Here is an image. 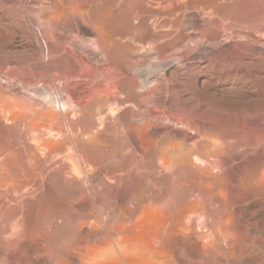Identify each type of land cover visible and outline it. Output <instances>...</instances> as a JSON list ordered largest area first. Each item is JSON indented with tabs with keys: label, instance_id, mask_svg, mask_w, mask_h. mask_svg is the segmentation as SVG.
I'll use <instances>...</instances> for the list:
<instances>
[{
	"label": "rangeland",
	"instance_id": "1",
	"mask_svg": "<svg viewBox=\"0 0 264 264\" xmlns=\"http://www.w3.org/2000/svg\"><path fill=\"white\" fill-rule=\"evenodd\" d=\"M134 1L135 0H133V3ZM170 1H173V0H167V1L166 0H146L145 2L142 1L140 4L135 1V3L132 4V1L130 2L129 0L127 1L125 0H62V3H61V0H56V1H53V0H39V1L38 0H0V3H1L0 4V29H1L0 31H2L0 32V36L2 37V38L0 37L1 39L0 40V92L3 93V97H4V94H5V98H7L6 95L8 96L7 98L8 102L11 101V99L13 101L12 105H10L11 102H9V106L11 107L13 106V107L12 108L8 107L9 108L8 111L12 109L10 112L13 111L12 112L13 114L8 111L7 112L10 116L9 115L5 116L4 114L5 112L0 113V164H1L0 169L3 168L2 170H0V173L1 172L3 173V171H7L8 168H9L8 171L13 173L15 171L16 166L19 165L21 162H24V163H21L22 166L26 165L27 164L26 161L30 160L29 152L32 148L31 146L33 145L34 147V145H36L37 140H35V134L31 130L30 128L31 126L28 125V123L30 124V120H31L30 117L26 116L27 117L26 118L25 116H23L24 121H25L23 122V119H22L23 117L21 116L22 114L21 107L23 106L22 105L23 99H24L23 104L25 106L27 105V102H25V100H27L28 103L32 104V106L35 105L38 101L39 104L38 103L36 104L38 106V108L36 106V109L40 110V113H43L41 111H44V113L50 112L49 114H52V115H50L51 118H49L50 119L49 123H48L49 119L45 120L44 117L40 113L37 114V117H38L37 120L39 119V116L41 115L40 117L42 118V120L40 118L41 121L40 120L38 121L40 122L46 121V123L49 126L55 127L60 115H65V113H67L66 115H68L69 119L76 120L78 118L79 116L78 114H76L74 117H72L73 116L72 114H73V108H75L74 106L76 104H79L78 98L80 94L85 96V97L81 96L79 98L81 100L79 102L83 103L82 105L84 107L85 113L83 112L81 117L79 116V119L83 118L89 123L91 122L94 123V124L91 123L92 126L90 125V127H92L91 128L92 131L90 132L92 134V136H90L91 140L89 138L87 141L84 142V144L86 143L85 146L90 144L88 146L90 147V151L86 150L84 154L86 155L87 158L93 161L95 160V157H94L95 151L93 153L92 150L98 147V148H101L102 152L106 154V156H110V158L112 157L120 158L119 159L120 161H117L118 160L117 158L111 159L110 160L111 162H109V166H104L103 167L104 169L101 168V170H98V172L96 171V174L98 173L97 175H102V174H106V172L109 171L111 172L112 175L114 174L113 175L114 178L116 177L114 180L116 181L117 185L120 184L122 186V189L124 190L127 189V191H135L142 195L155 197V200H156L155 202H161L167 199L166 201L170 203L171 207H174L175 206L174 204H176L177 202L183 203L187 199V197H189L190 193L194 191L193 188L197 186L200 182L206 180L207 176H213V177H210V179L208 180L210 181V183L212 182L214 184L216 183L215 178L219 177L220 180H225V178H227V176L230 175L229 174L230 173L229 172L230 171V161L236 162L238 160H243V159L248 158V156L246 155L247 152H248L249 157L252 156V157L258 158L259 160L263 159L262 161H264V156L263 155L259 156V154L254 151L256 148L255 146H256L257 140L255 142L253 137L250 135L253 133V131L254 133H256L255 131H257L256 130L257 127L250 125L252 123L249 120L250 118H248L249 125L242 128V123H241L242 121L241 118L244 116V114L246 115L243 118H245L247 115H248L247 117H249L251 115L250 113H252V115L250 116L251 119L254 117H257L258 114H259L258 118L262 119L261 118L262 113L264 117V112H263L264 110L262 111L256 110V107L260 105V101H259L260 98L264 97V28H261V29L257 28L258 26L257 23L260 20H262L261 18H264V12H263L264 11L263 10L264 0H253V1L252 0H231V1L227 0V2L226 0H221L222 8L219 11L217 18H215L214 22L216 21V23L214 24H208L207 20L205 19V15L202 14L198 10L200 7L199 6L200 4L198 5L199 3L198 0H185V1L183 0L184 3L181 1L182 2L181 4H180V0H174L175 2L179 1L178 3L180 4V9L175 16H170L172 17L170 18L169 15L167 14L168 10H170L171 7L173 8V6L174 7L177 6L175 5L174 1H173L174 2L173 4H170ZM228 1L232 3L230 4ZM125 4L126 6H124ZM239 4L240 5L242 4L241 6L244 8H242ZM46 5H48V7ZM49 5L51 8L49 7ZM168 5L169 6L171 5V6L169 7ZM235 6H238V9ZM151 7H153L154 10L162 8L163 12L161 11V13H158V14H156L155 12L153 14L152 13L148 14L147 11L146 12L144 11L147 9H151ZM165 8L166 9L168 8V9L166 10ZM153 9L151 10L153 11ZM232 9H233V12H232ZM239 9L241 10L242 13L244 11L245 14H241V12L237 13L239 12ZM39 12L41 13L39 14ZM46 12H49L50 14H47ZM25 13H26V16H24ZM42 13L44 15H42ZM80 14L84 15L85 18H90V19H93L94 15L103 16L110 23L109 26H106L107 29H105L104 31L106 33L105 40H104V44L106 46V51L104 50L105 52L102 51V48H100V45L94 39L96 35L87 26L83 24L81 18L79 17ZM67 15L68 17L70 16L71 18L70 20L68 19ZM145 15L147 16L146 19L147 21H149L148 24L150 27L147 28V30L138 29L140 28L142 20H143V16ZM36 16H38V18ZM49 17H51V19ZM176 19L179 20V23L178 25L175 26L173 22ZM236 20L238 21L237 23L239 24L238 26H235L231 29L232 34H230V28H229L230 22H233ZM154 22L156 24H154ZM248 25L250 26L252 25L254 27L252 26L250 27ZM208 27H212L213 29L211 33L210 32L208 33V34H211L209 40H206V37L201 39L200 37H203V35L201 34L202 30L207 29ZM77 28L79 31L80 30L86 31L88 35L87 34H85V36L81 35L80 33L77 32L76 30ZM146 31L148 32L146 33ZM35 32L38 33L39 35H37ZM58 32L60 35L58 34ZM34 33H35V36H33ZM1 34L2 35L4 34V35L2 36ZM48 34L51 35V37H49L51 40L49 38H48L49 40L47 39ZM180 34H182V36H180ZM59 37L60 39L57 40ZM203 39H204V42H203ZM37 40L40 44L37 42ZM33 41H36L37 43L36 42L34 43ZM57 41L58 42L60 41V43L58 44ZM170 42L172 43L171 45H170ZM108 43L110 44L108 45ZM56 46H59L60 49L58 47L56 48ZM65 53H67L66 56H64ZM113 53L115 56H113ZM31 56L32 58H35V59H32ZM54 56H57V57L54 58ZM39 57L41 58L42 61L39 59ZM28 58H29V62H28ZM56 59H58V61L61 60L63 70L66 68H72L73 71L76 72V74L79 72L77 76L74 75V77L72 76V77H69L68 79L65 78L66 81L62 78L64 80L63 81L62 79L61 80L57 79L56 76H53L51 74H48L47 72H44L43 71L44 65H46L48 62L50 63L52 62L53 64H55L57 62ZM30 61H31V64H30ZM32 61L33 63L36 62L35 63L36 66L35 64L32 63ZM37 62L38 63L42 62V64L40 63L38 64ZM27 64L30 66V68ZM35 67L37 68L34 69ZM32 69H33V72H35L36 70V73H34L35 75L33 74L32 71H31L32 72L31 74L30 70ZM40 73H42V75H40ZM85 74L87 76L88 75L96 76L97 78L94 80H91V82L88 85H86V88L84 89L83 94L82 93L79 94L78 93L79 89H77V86L79 88L80 83L78 82H82V79L84 78ZM50 75H51V78L49 77ZM123 77L128 78V79H125ZM80 78L82 79L80 80ZM104 78L106 79L105 82H104ZM98 80L101 82H99L100 85L98 86V89L96 90L94 89V87H95V83ZM120 80L122 81L124 80V81L122 82ZM207 82L208 84L205 85ZM116 83H118L119 85ZM117 87L119 90L117 89ZM1 93L0 95L2 96ZM121 95L123 99L122 100L118 99L119 102L118 101L116 102L115 99L114 100L110 98L107 99L106 97V96H121ZM125 95H127V97L129 96L130 98L129 97L127 98ZM143 96L148 97L149 100L146 97L144 98ZM140 97H141V100L144 102L140 100ZM13 99L19 103L17 104L20 107L16 104V102ZM129 99L130 100L132 99L134 102L133 101L131 102ZM145 99H147L149 102ZM250 99L252 101L249 102ZM158 100L159 101L165 100V101L163 102L161 101L162 102L161 103ZM51 101H54V103L53 102L51 103ZM33 102H36V103H33ZM136 102H138L139 105H137ZM174 102L176 104L178 103L177 105H180V104L182 105L178 106L180 108H177V106L175 108L176 104H174ZM245 102L246 103L249 102L247 103L248 107L246 106L247 104L245 105ZM14 103L16 105H13ZM61 103H62V107H61ZM110 103H112V106ZM134 103L136 105L133 107ZM154 103H158V104L154 105ZM241 103L242 104L244 103V105H242ZM255 103L257 105H255ZM57 104L59 105L57 106ZM120 104L121 106H119ZM145 104H147L148 106ZM165 104L167 105V107L165 106ZM170 104H172V107ZM230 104H232L233 106ZM240 104H241V107L239 106ZM249 104L251 105L250 109H249ZM51 105L52 107L50 109L52 111L49 109L48 111L47 108H49V106ZM63 105L65 107H63ZM69 105L70 106L73 105V108L72 106L70 107ZM143 105L145 106L142 109ZM158 105L162 108L158 107V110H157L156 107ZM253 105L255 107H253ZM15 106L17 108L19 107V111L17 110ZM68 106L70 107L69 113H68V109H67V112L64 110ZM154 106H155V109L153 110ZM163 106L165 108H163ZM146 107L150 108L149 110L151 112L148 111ZM181 107H182V110H181ZM13 108H16L14 109L17 111L16 113L13 110ZM33 108H35V106H33ZM52 108L55 111H53ZM159 109H162L163 111L162 110L159 111ZM165 109H167L169 113ZM171 109L172 110L174 109L175 114H174V111H172ZM178 109H180V111ZM211 109H214V110H211ZM257 109H259V107H257ZM155 110L161 113L160 116L163 119L161 117H159V119L156 117H153L151 119L149 115L153 113ZM186 110H189V111H186ZM199 110L200 112L201 111L202 112L200 113ZM241 110L243 111L241 112ZM177 111L178 113L180 112L178 114L179 116L177 115ZM182 111L185 113L182 114ZM256 111H258V114L255 113ZM55 112H56V115L58 116L55 115ZM207 112H209L211 115ZM216 112L217 114H215ZM221 112L224 115L223 114L221 115L220 114ZM232 112L235 113V115L236 113L237 115L241 113L242 114L239 115L238 117L236 115L237 117L236 118ZM138 113H139V116H138ZM190 113H193V114L190 115ZM195 113L199 115L201 114L200 118L198 115L196 116ZM204 113L208 117L213 118V120L211 118L208 119V117L204 115ZM18 114L19 116H21V118L18 116ZM53 114L56 117H54ZM170 114H171V117L173 116L172 119L171 117H168ZM14 115H16L17 117H15ZM126 115L127 117H125ZM192 115H195V116H192ZM83 116L86 118H84ZM91 116H92V119H91ZM147 116L149 118L144 119V117H147ZM184 116L188 117L190 121L186 119V117ZM204 116H206L207 118L205 117L206 119H203ZM212 116H214L215 118ZM219 116L222 121L216 122L215 119L216 117H218L217 118L218 120ZM226 116H228L230 120L228 119V121H226L225 120L227 119ZM8 117H10L11 119L14 118L13 120L15 122L13 120L11 121V119L9 120ZM53 117L54 119H52ZM140 117H143L144 121H142V118ZM178 117L182 119L184 117L185 119H184L183 124L184 125L188 124V125L184 126V125L175 124L176 123L175 120H177ZM247 117L245 119H247ZM18 118L22 120L16 121L18 120ZM55 118L57 119V121ZM234 118L236 120H234ZM238 118L240 119L237 121ZM194 119L196 120V123L192 122ZM200 119H203L204 122L203 120L201 121ZM51 120H53L55 125H53V122ZM232 120L234 121L232 122ZM197 121H201L200 125H199V122ZM229 121H231L232 123ZM7 122H9L8 124H10L11 127H9L10 125H8ZM160 122L163 124H161ZM190 122L192 123V125H190ZM223 122L225 123V125ZM237 122L238 124H236ZM18 123L19 125H17ZM50 123L52 124L50 125ZM197 123L199 126L197 125ZM228 123H231L233 126L232 125L229 126ZM26 124L28 125V127H25L27 126ZM174 125H177V126H174ZM212 125H213V128H212ZM64 126L67 129V125L65 122H64ZM204 126L208 127V130H206L207 128H205ZM126 127L129 129H127ZM190 127H192L193 130L192 129L190 130ZM246 127H248V129ZM27 128L28 130L30 129L29 132H27ZM156 128L157 129L159 128V129L157 130ZM176 128L177 130H175ZM181 128H182V132L180 131ZM210 128L213 131L215 129L216 130L213 132ZM22 129L24 130L22 131ZM203 129H205L206 131ZM209 129L211 131H209ZM243 129H246L245 132H247V135H243L242 133ZM251 130L252 132H250ZM30 131L32 134L30 133ZM67 132H68V129H67ZM168 132L170 135L168 134ZM197 132H200V133H197ZM235 132L237 133L236 135H235ZM122 133L124 134V136ZM197 134L198 135L200 134V135L198 136ZM114 136L115 137L120 136L119 138H122V139L115 138ZM202 136H204V138ZM207 136L209 138H207ZM55 137L52 135L48 137L47 134H44V136L42 137V141L43 140L45 141L49 138L56 141L57 137L56 138ZM111 137H113L114 140L111 139ZM211 137H214V138H211ZM223 138L225 139L223 142H221ZM234 138L236 140L239 138L238 139L239 141L238 140L236 141ZM242 138H243L242 140L243 143L241 141ZM28 139L30 140V143H28L29 142ZM117 139L119 140L117 141ZM229 139H231V141ZM232 139L234 143L232 142ZM31 140H33L34 143L32 142V145H29L31 144ZM120 140L123 141L121 142V144H120ZM125 140H127V142ZM129 140H132L134 143L133 142L130 143ZM201 140H202V143H198ZM204 140H207V142ZM213 140L214 142H211L210 144V141H213ZM136 141L138 143H136ZM230 142L231 144L232 143L233 144L231 145ZM252 142L255 144H253ZM21 143L23 144V147ZM191 143H192V146L190 145ZM119 144L121 146H119ZM195 144L198 147V150L200 152L197 150L196 146L194 147ZM42 146L43 145H41V150H40V145L38 148V153H39L38 155L40 157L45 156L47 153L46 147L43 146V149H44L43 150ZM91 146H94V147H91ZM125 146H127V148ZM250 146L251 147L253 146L252 150ZM176 147H179V148H176ZM236 148L238 151L236 150ZM241 148L242 150L245 148L244 150L245 152L242 151ZM2 149H4L5 151ZM6 149L7 151L11 150V152H8L10 154L7 153ZM18 149L20 151L17 153L16 150L18 151ZM61 149L63 150V152L62 150L58 151L57 156L61 158V156L63 157L64 154H67L66 161H69V163L76 164V161L74 162V160L76 159L72 155V152L69 150V148H68V151H67V148L65 149V147H61ZM103 149H106V150H103ZM118 149H122L121 151L119 150L121 154L118 152ZM227 149L228 150L231 149L230 150L231 152L228 151ZM26 150H28V152ZM225 151L226 153H224ZM22 152H24L25 154H23ZM134 152L135 154H133ZM40 153L42 156L40 155ZM227 153L228 155L226 156ZM165 154L167 155L165 156ZM187 154H189L190 158L192 157V159L188 160L187 158L183 157ZM201 154H204L208 156L210 160L217 162V164H215V166L213 167L215 168L216 171H214L213 168H210L211 170L204 169L202 166V163L194 160L195 155H201ZM19 155H21V157ZM121 155H124V158H122L123 156L121 157ZM133 155L135 159H132L134 158ZM229 155L234 156V157L231 158ZM243 155L244 156L246 155V156L244 157ZM27 156H29L28 157L29 159L27 158ZM167 156H169L170 159ZM6 157H8V159ZM138 157L141 158V159L139 158V161H138ZM70 158L72 159L73 162L70 161L71 160ZM10 159H12V161ZM162 159L166 160L165 162H168L167 164L169 167L166 166L168 168L161 167L162 168L161 169L158 166L157 162L158 163L160 161L162 162L163 161ZM225 159L227 161H225ZM191 160L193 163L191 162ZM130 161H132V163ZM123 162L124 164L122 165ZM140 162H142L141 163L142 166L144 165L143 166L144 169L142 167H139L141 165ZM190 162L192 163V165L189 164ZM77 163L80 164V162H77ZM225 163H227L228 166L225 165ZM3 165L5 166L3 167ZM218 166L221 168L219 169ZM222 167L224 168L222 169ZM228 167H229L228 169L229 171L227 170ZM153 168H154V172H153ZM158 168L160 169V171ZM201 169L207 170L209 172L201 171ZM241 169L239 171V174H241V176H245V174L252 173V170H249L243 167H241ZM135 170H137V174ZM183 170L186 172L185 175H184ZM85 171L86 170L83 171L82 175L86 174L87 171L86 172ZM120 172H122L121 175H120ZM211 172H213L212 173L213 175L211 174ZM141 174L143 175V177ZM87 175L88 174H86V176ZM137 175L139 178L137 177ZM117 176H120V177H117ZM72 177H73L72 175H68L67 179L66 178L65 179L73 182L76 178L74 177V180H73ZM83 177H85V175H83ZM171 177H173V179ZM187 179H189L190 181ZM183 180H184V183H182ZM143 181L146 183H144ZM151 185L152 187L150 188ZM175 191H178V192H175ZM2 192L3 191L0 188V208L4 207V204H5L4 193ZM173 192H175L176 194ZM57 195H58L57 198L59 200H62L64 198L62 193H58ZM27 200H30L31 202ZM25 201L29 203L26 204ZM34 201H35V198L33 197H29L25 199L24 200L25 203H23L22 210H21V212L22 211L24 212L20 214V220L23 221L21 227L24 226L23 228L25 229V231L27 230L26 237H29L30 236L29 234L31 232H32V236L35 235L38 232V229L39 228L41 229L43 227L44 221L42 220L44 219V213L42 210H40L39 206H36L35 204V206L38 209L34 206V203H35ZM24 204L26 205L24 206ZM31 207L35 208V210L33 209L31 210ZM30 211H32L33 215ZM38 211H41V212H38ZM228 212H230V208L228 209ZM23 217L26 219H24ZM10 220L7 221L6 225L12 226L14 224L15 219H10ZM25 221H26V225L24 223ZM41 221L42 223H40ZM29 229L31 230V232L28 231ZM261 257L264 262V255H262Z\"/></svg>",
	"mask_w": 264,
	"mask_h": 264
},
{
	"label": "bare ground",
	"instance_id": "2",
	"mask_svg": "<svg viewBox=\"0 0 264 264\" xmlns=\"http://www.w3.org/2000/svg\"><path fill=\"white\" fill-rule=\"evenodd\" d=\"M53 1H56V0H53ZM125 1H127V0H125ZM129 1L130 2L132 1V4H134L135 1L140 4L142 1L145 2L146 0H135L134 3H133V0H129ZM173 1H170V4H173L175 2V1L174 2ZM181 1L183 2V0H180V4L182 3ZM178 2L179 1L175 2V5H177V6H175V7L173 6V8L171 7L170 10H168L167 14L169 15V17L170 16H175L177 14V12L179 11L180 4ZM198 2H199L198 5L200 4L199 5L200 7L197 6V7H199L198 10L202 14L205 15V19L207 20L208 24L216 23V21L214 22V20H215V18H217L218 14H219V11L222 8L221 7L222 6L221 0H198ZM226 2H227V0H226ZM61 3H62V0H61ZM223 3H224V1H223ZM248 3H249V1H248ZM55 5H56V3H55ZM127 5H129V4H127ZM46 6L48 7V5H46ZM124 6H126V4ZM42 7H43V5H42ZM49 7H50V5H49ZM52 7H53V5H52ZM235 7H237V9H238V6H235ZM261 7H262V5H261ZM242 8H244V7H242ZM254 8H256V7H254ZM38 9H39V7H38ZM151 9H153V7H151ZM151 9H147V10H144V11L145 12L147 11L148 14H151V13L153 14L154 12L156 14H158V13H161V11L163 10L162 8L161 9H157V10L153 9V11ZM240 9H239V12H237V13L241 12ZM263 10H264V8H263ZM71 11H73V10H71ZM232 12H233V9H232ZM232 12H230V13H232ZM40 13L41 12H39V14ZM46 13L50 14L49 12H46ZM80 13H82V12H80ZM36 14H34V15H36ZM241 14H245L244 11H243V13L241 12ZM42 15H44V14L42 13ZM52 15H54V14H52ZM24 16H26V13H25ZM32 16H33V14H32ZM135 16H136V14H135ZM36 17L38 18V16H36ZM67 17H68V15H67ZM79 17L81 18L83 24L85 26H87L96 35V37L94 39L100 45V48H102V51H104V50L106 51V46L104 44L106 33L104 31H105V29H107L106 26H109L110 23L106 20V18H104L103 16H98V15H96V16L94 15L93 19L85 18L84 15H82V14H80ZM238 17H240V16H238ZM26 18H28V17H26ZM49 18L51 19V17H49ZM146 18H147L146 15L143 16V20H142L141 26L138 29L147 30V28L150 27L149 24H148L149 21H147ZM170 18H172V17H170ZM68 19L69 20L71 19L70 16L68 17ZM245 19H243V20H245ZM261 19L262 20H260L257 23V25H258L257 28L258 29L264 28V18H261ZM237 22H238L237 20L233 21V22H230V27H229L230 28V34H232L231 33L232 32L231 29L233 27H235V26H238L239 23H237ZM178 23H179L178 19H176L173 22V24L175 26L178 25ZM154 24H156V23L154 22ZM227 25H229V24H227ZM37 26H38V24H37ZM248 26H250V25H248ZM252 27H254V26H252ZM45 30H47V29H45ZM76 30L81 35H84V36H85V34L88 35V33H86V31H82V30L79 31L78 28ZM212 31H213L212 27H208L207 29L202 30L201 34L203 35V37H200V38L202 39V38L206 37V40H209L211 34H208V33L209 32L211 33ZM0 32H2V31H0ZM147 32L148 31H146V33ZM35 33H34L33 36H35ZM36 34L39 35L38 33H36ZM53 34H55V33H53ZM58 34H59V32H58ZM206 34H208V35H206ZM180 36H182V34H180ZM49 37H51V35L48 34L47 35V39ZM59 39H60V37L57 40H59ZM106 39H108V38H106ZM175 39H174V41H175ZM33 42L35 43L36 41H33ZM37 42H38V40H37ZM203 42H204V39H203ZM59 43H60V41L58 42V44ZM109 44L110 43H108V45ZM171 44L172 43L170 42V45ZM55 45H57V44H55ZM42 46H44V45H42ZM57 47L59 48V46H56V48ZM108 48H109V46H108ZM165 49H166V47H165ZM49 52H50V50H49ZM52 53H54V52H52ZM52 53H50V54H52ZM107 53H109V52H107ZM62 54H64V53H62ZM66 54L67 53H65L64 56H66ZM116 54H118V53H116ZM57 56H54V58L57 57ZM113 56H115L114 53H113ZM49 57H51V56H49ZM31 58H32V56H31ZM32 59H35V58H32ZM39 59L41 60L40 57H39ZM120 59H122V58H120ZM56 60L59 63L56 62L57 64L56 63L53 64L52 62L51 63L50 62H48V63L46 62L47 64L44 65V63H45V61H44V63H43V65H44L43 71L47 72L48 74H51L53 76H56L57 79H59V80H61L62 78L65 80V78L68 79L69 77H72V76L74 77V75L77 76V74L79 73L78 72L76 74V72H74L72 68H66V69L63 70L61 60H59V61H58V59H56ZM53 61H55V60H53ZM28 62H29V58H28ZM32 63H33V61H32ZM35 63H33V64H35ZM30 64H31V61H30ZM40 64H42V62ZM35 66H36V64H35ZM39 67H40V65H39ZM29 68H30V66H29ZM36 68L37 67H35L34 69H36ZM31 71L33 72V69L30 70V72ZM75 71H76V69H75ZM30 72H29V74H30ZM32 72H31V74H32ZM34 73H36V70H35V72H33V74ZM40 75H42V73H40ZM51 75L49 76L50 78H51ZM96 78H97L96 76H92V75H88L87 76L86 74H85L83 79L80 78V80L82 79V82H78V83H80V85L78 84L79 88L77 86V89H79L78 93L79 94L80 93L83 94L84 93V89L86 88V85H88L91 82V80H94ZM123 78H125V77H123ZM125 79H128V78H125ZM105 80L106 79L104 78V82H105ZM120 81H122V80H120ZM99 82H101V81L98 80L95 83L94 89H96V90L98 89V86L100 85ZM116 84H118V83H116ZM126 84H127V82H126ZM207 84H208V82L205 85H207ZM117 89H118V87H117ZM1 94H2V96L0 95L1 96L0 97V113L1 112H3V113L5 112L4 113L5 116L6 115L8 116L9 115L8 112H10L12 110L11 109V110L8 111V109H9L8 107H11V106H9V102H11L10 105H12L13 101L9 97L11 99V101L8 102L7 101L8 100L7 99L8 96L6 95L7 98H5V94H4V97H3V93H1ZM124 94H126V93H124ZM81 96H84V95L80 94L79 98ZM125 96L127 97V95H125ZM106 97H107V99L108 98H110L112 100L115 99L116 102L117 101L119 102V100L123 99L122 95L121 96H106ZM79 98H78V100L81 101ZM146 98L148 99V97H146ZM169 98H168V100H169ZM147 99H145V100H147ZM252 99H254V98H252ZM140 100H141V97H140ZM23 101H24V99H23ZM23 101H22V105L24 107L23 106L21 107L22 108L21 109L22 110L21 111L22 112L21 116L22 117L23 116L30 117L31 120L29 119L30 120V124L28 123V125L31 126L30 128L34 132L35 140H37V141H36V145H34V147L32 145L33 140H31V144H29V145H32L31 146L32 148L29 147V148H31V150L29 152L30 153V160L26 161L27 162V164L25 163L26 165L22 166L21 163H24V162H21L19 165L16 166L15 171L13 173L8 171L9 168L7 170L8 172L7 171H3V173L2 172L0 173V188L3 191L2 193H4V199H5L4 200L5 201L4 207L0 208V264H264L263 259L261 257L262 255H264V161H262L263 159L259 160L258 158H255V157H252V156L249 157L248 152H247L246 155L248 156V158L243 159V160H238V161H236L237 160L236 159L235 160L236 162H231L230 161V171L228 170L229 167L227 168V170L230 172L229 173L230 175L227 176V178H225V180H220L219 177L215 178L216 179V183L214 184L212 182L210 183V181L208 180V179H210V177H213V176H207V177L205 176L206 180L200 182L197 186H195L193 188L194 191L190 193L189 197H187V199L183 203L177 202L176 204H174L175 205L174 207H171L170 203H168V201H166L167 199L163 200L161 202H155L156 201L155 197L142 195V194H139V193H137L135 191H127V189H125V190L122 189V186L120 184L117 185L116 181L114 180L116 178V177L114 178V176H113L114 174L112 175L111 172H109V171L106 172V174H102V175H97L98 173L96 174V171L98 172V170H101V168H103L104 166H109V162H111L110 160L114 159V158H117V157L110 158V156H106V154H104L102 152L101 148H98V147L95 148L94 150H92L93 153L95 151V155H94L95 160L92 161L91 159L87 158L86 155L84 154V152L86 150L90 151V147H88L90 144L85 146L86 143L84 144V142L87 141L90 138V136H92V134L90 133L92 131L91 130L92 127H90V125L92 126V124H94V123H92L89 120L92 123L91 124L88 121L84 120L83 118L79 119V116L81 117V115L84 112V107L82 105L83 103H80L78 101L79 104H76L74 106L75 108H73V105H71L72 108H73V114H72L73 116L72 117H74L76 114L79 115L76 120L69 119L68 115H66L67 113H65V115H60L59 118L57 117L58 121L55 118L56 121H57V123L55 121L56 125L54 124L53 120H51L53 122V125H55V127L54 126L51 127V126H49L46 123V121L45 122L44 121L40 122L42 120V118L40 117L41 115L44 117L45 120L51 118L50 115H52V114H49L50 112L49 113H47V112L44 113V111H41L43 113H40V110L36 109V106H37L36 104L38 103V101H37V103L33 102V103H36L35 105H33V106H35V108H33L32 104L28 103L27 100H25V102H27V105L25 106L23 104ZM130 101L132 102L133 100L131 99ZM161 101L163 102L165 100H161ZM161 101H159V102H161ZM250 101H252V100L250 99L249 102ZM259 101H260V105L257 106V107H259V109H257V107H256V110L262 111V110H264V97H261ZM52 102L54 103V101H51V103ZM82 102H83V100H82ZM142 102H144V101H142ZM154 102H156V101H154ZM249 102H247V103H249ZM17 103L18 102H16V104ZM158 103H154V105H156ZM183 103H184V101H183ZM247 103L245 102V105ZM16 104L14 103L13 105H16ZM59 104H57V106ZM63 104H64V102H63ZM110 104L112 106V103H110ZM136 104L139 105L138 102H136ZM136 104L134 103L133 107ZM166 104H167V102H166ZM166 104H165V106L167 107ZM174 104H176V103L174 102ZM177 104L175 105V108H176V106H177V108H180L178 106L182 105V104H180V105H177ZM232 104H230V105H232ZM241 104L239 105L240 107H241ZM52 105H54V104H52ZM52 105L49 106V108H47V110L48 109L51 110L50 108L52 107ZM145 105H147V104H145ZM145 105H143V107L141 106L142 109L144 108ZM159 105L156 107L157 110H158V107L161 106V105L160 106ZM170 105L172 107V104H170ZM242 105H244V103ZM255 105H257V104L255 103ZM69 106L66 109L63 108L66 112H67V109H68V113L70 112L69 108L71 107V106L70 107ZM119 106H121V104ZM246 106L248 107V104ZM250 106L251 105L249 104V109H250ZM19 107L18 108L16 107L18 111H19ZM61 107H62V103H61ZM63 107H65V106L63 105ZM138 107H140V106H138ZM253 107H255V106L253 105ZM16 108H13V110L16 109ZM37 108H38V106H37ZM137 108H135V109H137ZM146 108L148 109V111H150L149 110L150 108H148V107H146ZM151 108H153V107H151ZM160 108H162V107H160ZM163 108H165V107L163 106ZM154 109H155V106H154L153 110ZM160 110H162V109H159V111ZM165 110H167V109H165ZM171 110H169V111H171ZM178 110L180 111V109H178ZM181 110H182V107H181ZM209 110H210V108H209ZM211 110H214V109H211ZM14 111H15V113L17 112L16 110H14ZM53 111H55V110L53 109ZM172 111H174V109ZM186 111H189V110H186ZM242 111L243 110H241V112ZM252 111H253V109H252ZM258 111H256L255 113L258 114ZM12 112H10V113H12ZM167 112H168V110H167ZM199 112H200V110H199ZM239 112H240V110H239ZM39 113L41 114L40 116L38 115L39 116L38 120H40V118H41L40 121L37 120V118H38L37 114H39ZM52 113H54V112H52ZM179 113L177 111V115ZM184 113L185 112L182 111V114H184ZM205 113H204V115H206ZM207 113H209V112H207ZM12 114H11V116H12ZM19 114H18V116H19ZM148 114H150V113H148ZM172 114H173V112H172ZM174 114H175V111H174ZM191 114H193V113H190V115ZM215 114H217V112ZM220 114L222 115L223 113L221 112ZM233 114L235 115V113H233ZM233 114H231V115H233ZM241 114H239V115H241ZM250 114L252 115V113H250ZM55 115H56V112H55ZM55 115L53 114L54 117L58 116V115H56V116ZM160 115H161V113H159L158 111L155 110L149 116L151 117V119L153 117H156V118L159 119V117H161ZM197 115L200 118L201 114L200 115L196 114V116ZM236 115H237V113H236ZM236 115H235V117H236ZM239 115H237V117ZM245 115L246 114H244V116ZM14 116L17 117L16 115H14ZM21 116H19V117L21 118ZM138 116H139V113H138ZM180 116H182V115H180ZM192 116H195V115H192ZM206 116H204V118L203 117L202 118L206 119L208 117V116L207 117ZM214 116H212V117H214ZM220 116H219L218 120H217L218 117H216V119H215L216 122L217 121H222L220 119ZM250 116L247 117V119H245L246 117L245 118H243V117L241 118L242 119V121H241L242 128L247 126V125H249L248 124V118H250L249 120H250V122H252L250 125H253V126L257 127L256 130L258 131V132L255 131L256 133H254V131H253L252 134L249 133L253 137L255 142L257 140L256 146H255L256 148H255L254 151L257 152L259 154V156L260 155L264 156V117H263V113H262V117H261L262 119L258 118L259 114H258L257 117H254L252 119H251ZM260 116H261V114H260ZM54 117L52 119H54ZM125 117H127V115ZM168 117H171V114ZM184 117H186V116H184ZM184 117H183V119L178 117V119L175 120L176 123L175 122L174 123L178 124V125H184L183 124L184 123V119H185ZM223 117H222V119H223ZM226 117H227V119H225V120L228 121L229 118H228V116H226ZM8 118H9V120L11 119L10 117H8ZM84 118H86V117H84ZM140 118H142V121H144L143 117H140ZM146 118H149V117L148 116L144 117V119H146ZM172 118H173V116L171 117V119ZM210 118L211 117H208V119H210ZM13 119H11V121ZM22 119H23V122H25L24 121V117ZM91 119H92V116H91ZM134 119H136V118H134ZM138 119H139V117H138ZM186 119H188V117H186ZM203 119H200V120L202 121ZM211 119L213 120V118H211ZM239 119L240 118H238L237 121ZM21 120L18 118V120H16V121H21ZM234 120H236V119L234 118ZM234 120H232V122ZM201 121H197V122H199V125H200ZM214 121H212V122H214ZM5 122H6V120H5ZM49 122H50V119H49L48 123ZM64 122L67 125L68 132H67V129L65 128V126H64ZM155 122H156V120H155ZM192 122L196 123V120L194 119ZM203 122H204V120H203ZM212 122H211V124H212ZM216 122H214V123H216ZM229 122H231V121H229ZM8 123L9 122H7V124ZM19 123L17 125H19ZM231 123H228V125L229 126L232 125ZM51 124L52 123H50V125ZM161 124H163V123H161ZM236 124H238V122ZM8 125H10V124H8ZM28 125L25 126V127H28ZM185 125H188V124H185ZM190 125H192L191 122H190ZM193 125H195V124H193ZM197 125H198V123H197ZM224 125H225V123H224ZM174 126H177V125H174ZM209 126H211V125H209ZM234 126H236V125H234ZM253 126H251V127H253ZM9 127H11V125ZM133 127H134V125H133ZM192 127H190V130L192 129ZM205 128H207L206 130H208V127H205ZM212 128H213V125H212ZM225 128H227V127H225ZM225 128H224V130H225ZM246 128L248 129V127H246ZM127 129H129V128H127ZM210 129H209V131L212 130V129L211 130ZM249 129H250V127H249ZM23 130L24 129H22V131ZM29 130L27 128V132H29ZM54 130H56V131H54ZM130 130H131V128H130ZM175 130H177V128ZM203 130H205V129H203ZM235 130H237V129H235ZM240 130H241V128H240ZM245 130L246 129H243V131H242L243 135H247V132H245ZM25 131H26V129H25ZM180 131L182 132V128H181ZM200 132H197V133H200ZM222 132H224V131H222ZM250 132H252V130ZM15 133H17V132H15ZM30 133H31V131H30ZM44 134H47L48 137L51 136V135L54 136V137L56 136L57 138L56 137L55 138H56L57 142L55 140L50 139V138L45 140V141L44 140L42 141V137L44 136ZM168 134H169V132H168ZM179 134H181V133H179ZM236 134L237 133L235 132V135ZM157 135H158V133H157ZM174 135H175V133H174ZM182 135H183V133H182ZM21 136H22V134H21ZM123 136H124V134H123ZM125 136H126V134H125ZM186 136H187V134H186ZM204 136H206V135H204ZM204 136H202V137L204 138ZM119 137L120 136H118V137L116 136L115 138H119ZM244 137H246V136H244ZM109 138H110V136H109ZM207 138H209V137L207 136ZM211 138H214V137H211ZM228 138H227V140H228ZM111 139H113V137H111ZM119 139H122V138H119ZM119 139H117V141ZM224 139L225 138H223V140L221 142H223ZM245 139H247V138H245ZM250 139H252V138H250ZM90 140H91V138H90ZM127 140H125V141L127 142ZM202 140L199 141L198 143H202ZM207 140H204V141L207 142ZM229 140L231 141V139H229ZM242 140H243V138L241 139V141ZM129 141H130V143L133 142L132 140H129ZM111 142H112V140H111ZM121 142H123V141L120 140V144H121ZM206 142H204V143H206ZM211 142H214V140L210 141V144H211ZM232 142H233V139H232ZM28 143H30V140H29ZM136 143H138V142L136 141ZM242 143H243V141H242ZM120 144H119V146H121ZM196 144L194 145V147L196 146ZM230 144H231V142H230ZM253 144H255V143H253ZM39 145H40V150H41V145L46 147V152L47 153H46V155L44 154L45 156H43V157H40L38 155L39 154L38 153ZM190 145L192 146V143ZM250 145H252V144H250ZM43 146H42V149H43ZM130 146H131V144H130ZM220 146H219V148H220ZM228 146H230V145H228ZM22 147H23V144H22ZM61 147H65V149L67 148V151H68V148H69V150L72 152V155L76 159V160H74V162L76 161V164L75 163H69V161H66V155L67 154H64V156L63 157L61 156V158H59L57 156L58 151L62 150ZM91 147H94V146H91ZM125 147L127 148V146H125ZM245 147H247V146H245ZM252 147L250 146L251 150H252ZM176 148H179V147H176ZM163 149H165V148H163ZM2 150H4V149H2ZM63 150H64V148H63ZM63 150H62V152H63ZM103 150H106V149H103ZM119 150L121 151L122 149H118V152L121 154V152ZM197 150H198V147H197ZM230 150H228V151H230ZM236 150H237V148H236ZM241 150H242V148H241ZM244 150H245V148L242 151H244ZM246 150H247V148H246ZM6 151H7V149H6ZM19 151H20L19 149H18V151L16 150L17 153ZM26 151L28 152V150H26ZM204 151H206V150H204ZM8 152H11V150L10 151L8 150L7 153ZM24 152H22V153L25 154ZM43 152H42V154H43ZM148 152H150V151H148ZM64 153H66V152H64ZM127 153H128V151H127ZM224 153H226V151ZM4 154H6V153H4ZM8 154H10V153H8ZM19 154H21V153H19ZM133 154H135V152ZM161 154H162V152H161ZM26 155H28V154H26ZM40 155H41V153H40ZM124 155H121V157L123 156L122 158H124ZM143 155H144V153H143ZM166 155L167 154H165V156ZM227 155H228V153L226 154V156ZM231 155H233V154H231ZM3 156H1V157H3ZM19 156L21 157V155H19ZM10 157H11V155H10ZM28 157L29 156H27V158ZM133 157H134V155H133ZM167 157L169 158V156H167ZM183 157L187 158L188 160L192 159V157L190 158L189 154H187V155H185ZM230 157L232 158L234 156H230ZM6 158L8 159V157H6ZM139 158L140 157H138V161H139ZM20 159H22V158H20ZM103 159H105V160H103ZM117 159H118L117 161H120L119 160L120 158H117ZM132 159H135V157L132 158ZM239 159H241V158H239ZM10 160L12 161V159H10ZM155 160H157V159H155ZM194 160L202 163L203 168L204 169H209V170H211L210 168H213L215 166V164H217V162L210 160L209 157L204 155V154L195 155V159ZM18 161H19V159H18ZM70 161H72V159ZM165 161L166 160H163L162 162L160 161L159 163L157 161L156 162H157V164H158V166L160 168L161 167L163 168V167L168 166V164H167L168 162H165ZM225 161H227V160L225 159ZM77 162H80L81 166ZM130 162L132 163V161H130ZM191 162H192V160H191ZM191 162L189 164L192 165L193 162L192 163ZM141 163L142 162H140V164ZM123 164H124V162L122 163V165ZM130 164H129V166H130ZM117 165H118V163H117ZM225 165H227V163H225ZM4 166L5 165H3V167ZM132 166H134V165H132ZM143 166L141 164L139 167L143 168ZM168 167H166V168H168ZM241 167L249 169V170H252V173L245 174V176H241V174H239V171H240ZM81 168H83L84 170L87 171V172L85 171L86 174H88L87 176H86V174H83V175H85V177H83L82 173H83L84 170L81 169ZM220 168L221 167H219V169ZM223 168L224 167H222V169ZM2 169H0V170H2ZM5 169H7V168H5ZM213 169H214V171H216L215 168H213ZM117 170H119V169H117ZM135 171H136V174H137V170H135ZM159 171H160V169H159ZM201 171H207V170H202L201 169ZM153 172H154V168H153ZM180 172H182V171H180ZM207 172H209V171H207ZM121 173L122 172H120V175H121ZM212 173L213 172H211V174ZM185 174H186V172L184 171V175ZM68 175H72L73 176L72 177L73 180H74V177L76 179L73 182L69 181V180H66ZM138 175H140V174H138ZM138 175H137V177H138ZM133 176H134V174H133ZM147 176H149V175H147ZM69 177H71V176H69ZM117 177H120V176H117ZM142 177H143V175H142ZM173 177H171V178L173 179ZM85 178H86V180H85ZM118 179H116V180H118ZM143 180H145V179H143ZM187 180H189V179H187ZM70 182H72V183H70ZM144 183H146V182H144ZM182 183H184V180H183ZM151 187H152V185L150 186V188ZM175 190H176V188H175ZM175 192H178V191H175ZM175 192H173V193H175ZM58 193H62L63 194L64 198L62 200H59L57 198V196H58L57 194ZM29 197L35 198L34 206L36 204V206H39L40 210L43 211L44 219L42 221H44V222H43V227L41 229L39 228L38 232L35 235L32 236V232L29 229L28 231L31 232L29 234L30 236L26 237V235H27L26 231L27 230L25 231V229L23 228L24 226L21 227L23 221L20 220V214L22 212H24V211L21 212L23 203L26 202V201L24 202V200L29 198ZM172 197H174V196H172ZM27 201H30V200H27ZM28 203L26 202V204H28ZM26 204H24V206ZM32 204H33V202H32ZM229 208H230V212H228ZM32 209L35 210V208L31 207V210ZM30 212L32 213V211H30ZM38 212H41V211H38ZM32 215H33V213H32ZM30 216H31V214H30ZM26 218H24V219H26ZM10 219H15V222H14V224L12 223L13 224L12 226L6 225L7 221L10 220ZM42 221L40 223H42ZM24 223L26 225V221ZM39 227H40V225H39Z\"/></svg>",
	"mask_w": 264,
	"mask_h": 264
}]
</instances>
